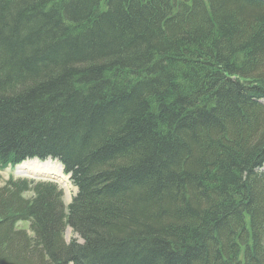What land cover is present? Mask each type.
I'll return each mask as SVG.
<instances>
[{"label":"trees","instance_id":"1","mask_svg":"<svg viewBox=\"0 0 264 264\" xmlns=\"http://www.w3.org/2000/svg\"><path fill=\"white\" fill-rule=\"evenodd\" d=\"M28 160L76 193L9 176L0 264H264V0H0V172Z\"/></svg>","mask_w":264,"mask_h":264},{"label":"rangeland","instance_id":"2","mask_svg":"<svg viewBox=\"0 0 264 264\" xmlns=\"http://www.w3.org/2000/svg\"><path fill=\"white\" fill-rule=\"evenodd\" d=\"M36 162L38 163V161H36ZM48 162L51 164L50 166L52 168L54 167V165L55 166L58 165L60 167V165L55 161H52V162L48 161ZM60 169H61V167H60ZM38 170L39 169H38V167H36V165L30 164V163L26 164L24 167H22L21 169H18V170H16V167L13 169L7 168L3 172H0V186L3 184V182L9 176H12L13 178H20V179H32L35 181H48V180L53 181L63 191L64 203H65V205H68L76 193L75 188L71 185L68 178L63 175L67 179H65V180L55 179L54 177L46 176L42 173H39ZM263 170H264V166H263ZM61 171H62V169H61ZM27 197H29V195H27ZM17 228L25 230L27 232V234L30 235V232L28 231L27 223H20L17 226ZM64 241L66 243H69L71 241H76L79 243L81 242V240L78 238V236L76 234H74L69 228H67L64 232Z\"/></svg>","mask_w":264,"mask_h":264},{"label":"bare ground","instance_id":"3","mask_svg":"<svg viewBox=\"0 0 264 264\" xmlns=\"http://www.w3.org/2000/svg\"><path fill=\"white\" fill-rule=\"evenodd\" d=\"M28 163L36 165V167H38V169H39L38 172L42 173L46 176H51V177H54L55 179H59V180L67 179L62 175V171L58 165H56V166L54 165V167H53L54 169H53L50 166L51 164L48 161H46L45 163H37L36 161H27V162H24L21 165L17 166L16 170L21 169L22 167H24Z\"/></svg>","mask_w":264,"mask_h":264}]
</instances>
